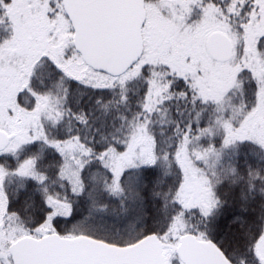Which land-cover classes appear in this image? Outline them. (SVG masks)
I'll use <instances>...</instances> for the list:
<instances>
[{"label":"snow or ice","instance_id":"1","mask_svg":"<svg viewBox=\"0 0 264 264\" xmlns=\"http://www.w3.org/2000/svg\"><path fill=\"white\" fill-rule=\"evenodd\" d=\"M0 264H264V0H0Z\"/></svg>","mask_w":264,"mask_h":264}]
</instances>
